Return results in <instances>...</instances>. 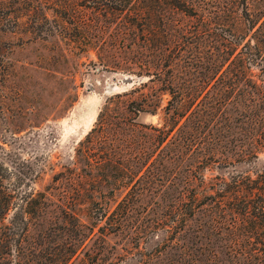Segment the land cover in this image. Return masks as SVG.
<instances>
[{
	"label": "rangeland",
	"instance_id": "1",
	"mask_svg": "<svg viewBox=\"0 0 264 264\" xmlns=\"http://www.w3.org/2000/svg\"><path fill=\"white\" fill-rule=\"evenodd\" d=\"M135 1L114 15L105 6L93 9L110 0H0V162L6 181L20 199L44 196L43 220L29 232L41 254L66 252L63 242L72 236L59 228L77 219L95 227L97 236L77 247L75 264H187L195 258L187 259V248L199 260L214 252L217 264H230L225 232L214 235L207 213L189 218L169 242L158 222L182 192L210 204L222 179L264 173V64L245 72L214 70L202 41L189 45L190 66L160 69L157 50L169 54L174 47L168 34L176 25L195 32L199 23L170 11L163 0ZM247 2L260 12L261 24L264 0ZM70 3L81 15L65 10ZM137 7L141 20L132 15ZM198 91V106L182 109L180 99ZM117 95L122 98L113 106L120 112L134 101L158 108L136 119L129 114L126 123L134 130L113 128L101 138L106 146H90L88 136ZM195 110L206 124L197 130L189 122L180 138L175 132L162 145L159 130L167 119ZM104 151L111 152L109 165ZM102 184L114 192L100 194ZM125 200L130 208L123 230L106 242L98 239L99 228Z\"/></svg>",
	"mask_w": 264,
	"mask_h": 264
},
{
	"label": "trees",
	"instance_id": "2",
	"mask_svg": "<svg viewBox=\"0 0 264 264\" xmlns=\"http://www.w3.org/2000/svg\"><path fill=\"white\" fill-rule=\"evenodd\" d=\"M110 1L112 2L106 5L96 2L95 6L97 7H93V9L100 10L99 6H105L110 13L116 15L124 11L132 0ZM163 1L169 3L170 11L180 12L185 17L197 19L199 28L195 32H191L190 29L175 26L174 32L168 34V36L171 35L169 37L171 38L170 42L174 44V47L170 49L171 52L168 54L162 48L157 50L160 69L167 68L174 71L183 65L190 66L193 58H191L192 55L188 56L189 45L202 41L209 44L208 51L212 57L208 64L214 70H222L226 67L245 72L253 66L264 64V21L260 24L262 19H257L260 12L250 11L247 0H230V4L226 3L224 7L217 0ZM156 2L160 3V0ZM77 6V4L70 3L66 5L65 10L71 16L78 17L81 13L78 12ZM142 13L141 7L132 11L136 20L142 19ZM82 19L83 17L79 18L83 21ZM187 35L193 37V43L183 44L182 41L178 40ZM160 75L159 72L156 77L160 78ZM150 81L152 82L153 79ZM144 86L145 84H142V87ZM138 89L142 88L135 90ZM173 96L177 98L176 94ZM121 98V95L113 97L109 105L101 112L99 116L101 125L88 136L87 141L90 146L99 145L102 148L106 146L107 142L104 143L101 138L113 128H120L121 131L125 129L134 130L132 125L128 126L126 123L129 114L134 115L136 119L140 113H153L158 108L157 104L150 105L144 101H134L127 105L123 112H120L113 105L116 100ZM199 99V91L187 98L182 97L180 99L182 100V109L187 108L188 103H190L189 105L194 103L197 107ZM192 108L193 106L190 110ZM184 118L186 121L182 123ZM193 121H195L194 126L197 130L206 124L200 117L198 110L192 111L190 116H187L186 113H177V117L170 116L164 128L156 129L164 135L162 145L175 132L180 138L182 132L188 127L187 124ZM202 139L205 144H210L212 140V138ZM87 150L86 152H92V147H87ZM104 153L108 156L105 164H111L113 161L111 152L104 151ZM210 156L214 157L215 153ZM7 175V169L0 162V264H75L73 258L78 252L77 247L79 245L80 247L85 246L87 240L97 236L94 233L95 227H88L74 217L76 223L71 222L70 227L66 224L59 228L60 231L69 232L72 236L71 241L63 242L62 249L66 252L52 254L43 251L41 254L42 250L37 251L38 243L29 242V232L31 227L41 224L43 220L45 202L41 201L40 198L44 196L38 198L40 200L32 196L18 198L16 186L12 187L6 181ZM105 188H108V193L114 192L115 189L110 185L102 184L99 193L104 194L103 189ZM188 197L189 195L182 192L178 199L171 201L166 206L163 221L158 222V224L162 223L165 226L167 242L174 241L173 236H177L184 230L189 218H194L198 213H207L213 226L214 235L216 232L217 234L222 231L225 232L226 249L232 258L229 261L230 264H264V173L256 179H252L250 176L222 179L215 185V194L211 195L212 202L210 204L203 203L198 194H192L189 201H186ZM129 208L128 200L120 203L116 210L109 215L106 224L99 228L98 239L106 242L108 235L120 233L124 228L122 222L126 219ZM108 213L106 212L103 217H107ZM111 217H115V219L112 221L110 220ZM85 229L88 232H85ZM168 234H171L172 237H169ZM187 249L185 252L187 259L195 257L192 261H186L187 264H217L218 255L214 252L209 258L199 260L194 252L190 253L192 249ZM14 252L17 253L15 257L13 256ZM78 264L89 263L86 260H81Z\"/></svg>",
	"mask_w": 264,
	"mask_h": 264
}]
</instances>
